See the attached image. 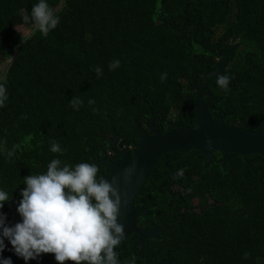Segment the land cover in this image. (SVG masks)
I'll list each match as a JSON object with an SVG mask.
<instances>
[{
	"label": "trees",
	"instance_id": "16d2710c",
	"mask_svg": "<svg viewBox=\"0 0 264 264\" xmlns=\"http://www.w3.org/2000/svg\"><path fill=\"white\" fill-rule=\"evenodd\" d=\"M35 3L0 0V65L8 62L0 183L13 170L43 173L53 158L91 163L112 135L133 150L137 129L147 131L155 117H163L162 133L166 122L171 130L191 126L196 91L229 58L221 72L227 90L213 76L203 92L208 114L264 130V0H48L60 19L47 35L33 28ZM113 60L120 65L109 70ZM51 141L62 154L49 150ZM14 161L25 164L9 167ZM134 205L146 208L139 223L161 230L149 243L154 264H264V155L231 161L215 152L207 162L196 151L167 153ZM135 236L123 264L143 262L132 252Z\"/></svg>",
	"mask_w": 264,
	"mask_h": 264
},
{
	"label": "clouds",
	"instance_id": "9594fccd",
	"mask_svg": "<svg viewBox=\"0 0 264 264\" xmlns=\"http://www.w3.org/2000/svg\"><path fill=\"white\" fill-rule=\"evenodd\" d=\"M30 17L33 28L44 35L55 29L60 19L48 0H37ZM24 19L27 21L29 16ZM119 65V60H113L108 67L113 70ZM95 72L99 78L101 69L96 67ZM165 77L166 73L162 74L161 81ZM229 80V76L221 75L216 82L227 90ZM7 99V89L0 83V107ZM70 104L79 110L82 101L73 98ZM49 150L61 154L64 151L55 141L50 142ZM7 155L11 157L13 152ZM130 171L125 170V180ZM97 173L95 164L62 165L60 159L53 158L45 172L23 177L25 187L16 205L20 220L14 224L7 223V214L2 211L12 194L0 188V264H12L10 257L2 255L5 241L25 264L47 253L54 254L58 264H119L114 249L124 239V225L119 222L121 197L109 181L98 179Z\"/></svg>",
	"mask_w": 264,
	"mask_h": 264
},
{
	"label": "water",
	"instance_id": "95a60500",
	"mask_svg": "<svg viewBox=\"0 0 264 264\" xmlns=\"http://www.w3.org/2000/svg\"><path fill=\"white\" fill-rule=\"evenodd\" d=\"M224 55L233 56V52H226ZM229 61L230 59L224 61L214 71L210 72L196 91L194 104L191 108L194 114V122L191 126L162 133L155 131L154 127L150 125L149 129L154 132L152 136L146 135L144 130L137 129L138 139L131 155L122 150L123 143L119 142L118 154L122 156L121 160H116L111 164L107 159H104L103 155L98 160L99 164H104L105 167L109 168L111 174L109 182L120 193L119 222L124 225V239L120 247L131 234H136L139 239L141 238L147 243L148 238H155V231L161 232L154 226L147 231L138 229L136 219L146 209L143 206L134 205L136 196L141 191L149 172L160 156L172 152L196 151L205 157L207 162H210L215 152L221 154L222 159L230 158L231 161H233L234 156L264 155V130H246L240 125H226L223 119L212 120L201 99L210 78L221 76V72L226 68ZM116 140L117 137L113 136L109 142L110 149ZM95 160L97 159L95 158ZM127 169L131 171L128 179L125 180V170ZM5 245L3 257H10L12 264H25L22 258H18L11 251V245L7 241H5ZM148 253H146L145 264L149 263ZM42 261H55L54 254H41L38 260H29L28 264H37Z\"/></svg>",
	"mask_w": 264,
	"mask_h": 264
},
{
	"label": "flooded vegetation",
	"instance_id": "af4514ba",
	"mask_svg": "<svg viewBox=\"0 0 264 264\" xmlns=\"http://www.w3.org/2000/svg\"><path fill=\"white\" fill-rule=\"evenodd\" d=\"M231 50H228V51H226V52H230ZM226 52H224V53H226ZM224 53H223V55H224ZM224 56H227V55H224ZM230 59V58H229ZM226 60H228V59H226ZM226 60H224V61H226ZM223 61V62H224ZM223 62H221V63H223ZM230 62V61H229ZM220 63V64H221ZM219 64V65H220ZM193 104H194V102H193ZM204 105H205V103H204ZM189 108V110H191V108L192 107H188ZM193 113V112H192ZM160 114V113H159ZM156 118V117H155ZM155 118H153V119H151L150 120V122H149V124H148V130L146 131L145 129H141V130H144L145 131V134L146 135H149V136H152V135H154V132H152L150 129H149V127H150V125H152L153 127H154V130L155 131H159V132H162V126H161V124L163 123V117L162 116H160V117H158L157 118V120L156 121H154L155 120ZM218 119H223L222 117L221 118H218ZM153 121L156 123L155 125H153ZM237 125H239V124H237ZM166 127H168L169 128V130H171L170 129V126H169V122H166ZM139 129V128H138ZM113 136H115V135H112V137L111 138H106V141H107V149L105 150V151H103V152H101L100 154H99V156H97L96 154L95 155H93V158H92V162H91V164H95L97 167H98V176H97V178L99 179V178H104L105 180H107V181H110V179H111V174H110V172H109V168H107V167H105V165L104 164H99V159H100V157L103 155L104 156V159H107L108 161H109V163H114L116 160H121V158H122V156H120L118 153H119V149H118V143L119 142H122L123 143V148H122V150L123 151H125V152H127L128 154H130L131 155V153H132V148L131 147H126L125 146V142L124 141H122V140H118V137H117V140L113 143V145H112V148L110 149L109 148V142H110V140L113 138ZM136 142L137 141H135V145H136ZM129 150L131 151V152H129ZM121 152V151H120ZM6 157V156H5ZM7 158V157H6ZM95 158L97 159V160H95ZM221 159H222V157H221ZM222 160H224V159H222ZM211 161V160H210ZM25 163L24 162H17V161H14V162H10L9 164H8V166L9 167H11V168H15V167H18V166H22V165H24ZM117 164H119V163H117ZM1 167V166H0ZM25 173H26V175L25 176H27V175H29V173L27 172V171H24ZM17 173H18V171L17 170H13L12 171V173H11V175L10 176H8L7 175V173H6V180H5V183H0V188H2L3 190H5L6 192H8L10 195H11V199L8 201V202H6L5 204H4V207H3V209H2V211H4L6 214H7V223H9V224H14V223H16V222H18L19 220H20V217H19V215H18V213H17V211H16V205H17V203L19 202V200L21 199V197H20V195H19V193H20V190L21 189H23L25 186L23 185V177L24 176H22V177H18V175H17ZM33 174H36V173H33ZM20 179V181L21 182H17L16 181V179ZM173 189H174V191L175 192H177L178 191V188H177V186H173ZM140 193V192H139ZM196 199H194V201H195ZM139 206H143V205H139ZM144 207V206H143ZM145 208V207H144ZM146 209V208H145ZM197 210V209H196ZM139 216H140V214L138 215V217H137V219H136V227L138 228V229H140V230H143V231H147V230H150L151 229V227H156V228H158V226L157 225H152V224H147V223H145V220H143V221H141L140 223L138 222V218H139ZM159 229V228H158ZM161 232L160 231H155V238H153V237H150V238H148V241H147V243L143 240V239H139L138 237H137V235L134 237V238H132V239H130V242L132 243V246H134V249H133V254H134V258L135 259H142L143 260V262H142V264H145L144 262H145V260H146V253L147 252H149L148 253V264H154L155 263V261H156V257L153 255V251L149 248V243H150V240L151 239H156L157 238V235L158 234H160ZM130 236H132V234L131 235H129L126 239H125V241H124V243H123V246L122 247H120L119 246V248L118 249H115L116 251H117V253H118V258H119V256H120V260H121V262H120V260H119V264H123V262H122V260H123V257H121L122 256V254H123V250H124V245H125V243L127 242V240L130 238ZM148 245V246H147ZM148 247V248H147ZM114 250V251H115ZM58 264V262H56V261H42V262H38L37 264ZM64 264H74V262H72V261H65L64 262Z\"/></svg>",
	"mask_w": 264,
	"mask_h": 264
},
{
	"label": "rangeland",
	"instance_id": "374dc122",
	"mask_svg": "<svg viewBox=\"0 0 264 264\" xmlns=\"http://www.w3.org/2000/svg\"><path fill=\"white\" fill-rule=\"evenodd\" d=\"M26 29V28H24ZM23 28H18V31H24ZM30 35V31L29 29L25 30L24 33H23V36H26L28 37ZM7 64L8 62L5 61L3 64L0 65V79H2L4 76H5V73H6V67H7Z\"/></svg>",
	"mask_w": 264,
	"mask_h": 264
}]
</instances>
